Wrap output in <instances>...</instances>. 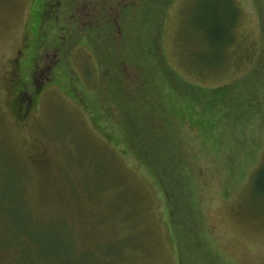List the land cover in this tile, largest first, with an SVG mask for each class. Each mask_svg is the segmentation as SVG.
Instances as JSON below:
<instances>
[{"label":"rangeland","instance_id":"rangeland-1","mask_svg":"<svg viewBox=\"0 0 264 264\" xmlns=\"http://www.w3.org/2000/svg\"><path fill=\"white\" fill-rule=\"evenodd\" d=\"M233 2L217 42L220 0H0V264H264V0Z\"/></svg>","mask_w":264,"mask_h":264},{"label":"trees","instance_id":"trees-1","mask_svg":"<svg viewBox=\"0 0 264 264\" xmlns=\"http://www.w3.org/2000/svg\"><path fill=\"white\" fill-rule=\"evenodd\" d=\"M216 1V0H215ZM223 5L220 6V12L224 14V24L219 25L216 30H212L210 28V33L214 35L215 39L217 42H219L220 38L224 36V26H225V32L228 37V32L233 33L235 24L238 20V15L239 12L237 10L233 2V0H220ZM232 3L230 5V2ZM234 5V6H233ZM231 6V7H230ZM236 20V21H235ZM235 22V23H234ZM234 24V26H233ZM233 26V30L231 29ZM230 28V29H229ZM230 34V33H229ZM226 39V38H225ZM228 39V38H227ZM227 39L224 41L229 45L232 42V38L229 42H227ZM164 61V60H163ZM171 72V71H170ZM172 73V72H171ZM174 75V73H172ZM252 185H254V189H256L258 192H261V188L264 185V166L258 167L256 171L254 172L252 176ZM3 207V205H0ZM25 218V228L24 230L20 233V235L15 239L16 243L12 245L14 249L17 251L18 255L24 258H33V257H54L57 256L56 254H53L54 252V247L48 246V248H40L41 250H36V247H33V245H36L37 247H41V245H44L39 242V239L42 237L39 232H33L32 229L33 227L37 226V223L33 221L26 213L24 214ZM48 249V250H47ZM48 251V254L42 253Z\"/></svg>","mask_w":264,"mask_h":264},{"label":"flooded vegetation","instance_id":"flooded-vegetation-1","mask_svg":"<svg viewBox=\"0 0 264 264\" xmlns=\"http://www.w3.org/2000/svg\"><path fill=\"white\" fill-rule=\"evenodd\" d=\"M28 104V103H27ZM19 108V107H18ZM20 109V108H19ZM28 109V105H27V107L25 108V109H21L22 110V112H24V111H26Z\"/></svg>","mask_w":264,"mask_h":264}]
</instances>
